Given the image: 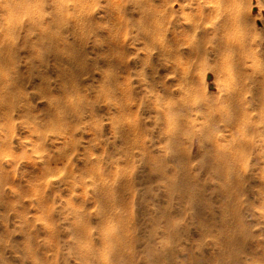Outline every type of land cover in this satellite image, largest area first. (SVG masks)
<instances>
[{
  "label": "rangeland",
  "instance_id": "obj_1",
  "mask_svg": "<svg viewBox=\"0 0 264 264\" xmlns=\"http://www.w3.org/2000/svg\"><path fill=\"white\" fill-rule=\"evenodd\" d=\"M135 1L0 0V264H264V0Z\"/></svg>",
  "mask_w": 264,
  "mask_h": 264
},
{
  "label": "bare ground",
  "instance_id": "obj_2",
  "mask_svg": "<svg viewBox=\"0 0 264 264\" xmlns=\"http://www.w3.org/2000/svg\"><path fill=\"white\" fill-rule=\"evenodd\" d=\"M136 1H137V0H136ZM136 1H135V2H136ZM146 2H147V1H146ZM137 3H138V2H137ZM142 3H144V1H143ZM134 4H135V3H134ZM139 4H140V5H139V8H140L139 10H140L141 12L144 11V9L146 8L147 3H144V4L139 3ZM147 6H148V5H147ZM174 40H175V39H171V40H170V43H171V44H172V43L175 44L176 42H175ZM163 44H164V46H162V47H164V49L162 48V49L159 51V54H162L161 56H163L164 58L166 57V60H167V58H169L170 55H172V54H174V53L172 52V50H170V49L168 48V45H165V42H164ZM176 45H178V44H176ZM169 47H170V46H169ZM176 47H177V46H176ZM174 49H175V47H174ZM176 49H177V48H176ZM176 49H175V50H176ZM179 55H180V53H179ZM163 57H162V58H163ZM172 57H173V56H172ZM177 57H178V56H177ZM173 58H174V57H173ZM170 59H171V58H170ZM185 59H186V58H185ZM262 59H263V58H262ZM172 60L174 61V59H171V63L174 64L176 61H175V62H172ZM186 60H187V59H186ZM186 60H185V61H186ZM169 62H170V61H169ZM186 62H187V61H186ZM261 62H262V61H261ZM183 63H184V62H183ZM183 63H182V64H183ZM187 63H188V62H187ZM233 63H234V62H233ZM174 65H176V63H175ZM174 65H173V66H174ZM173 66H172V67H173ZM176 66H177V65H176ZM176 66H174V67L176 68ZM180 66H181V65H179V67H180ZM182 66H183V65H182ZM182 66H181V67H182ZM170 67H171V66H170ZM172 67H171V68H172ZM174 67H173V68H174ZM181 67H180V68H181ZM173 68H172V69H173ZM180 68H178V69H180ZM182 68H183V67H182ZM183 69H184V68H183ZM255 69H256V68H255ZM176 70H177V69H176ZM180 70H181V69H180ZM185 70H186V69H185ZM260 70H261V69H260ZM177 71H179V70H177ZM177 71H176V72H177ZM257 71H258V69H257ZM251 72H252V71H251ZM261 72H262V70L260 71V74H261ZM182 73H183V71H182ZM262 75H264L263 72H262L261 76H262ZM261 78H262V77H261ZM263 78H264V76H263ZM263 78H262V79H263ZM256 81L261 82L260 80H256ZM263 84H264V83H263ZM263 84H262V85H263ZM258 86H260V85H258ZM262 88H263V87H262ZM164 89H165V88H164ZM164 96H165V95H164ZM161 104H162V103H161ZM168 107H169V106H168ZM244 126H245V125H244ZM107 192H108V191H107ZM112 239H113V238H112Z\"/></svg>",
  "mask_w": 264,
  "mask_h": 264
}]
</instances>
